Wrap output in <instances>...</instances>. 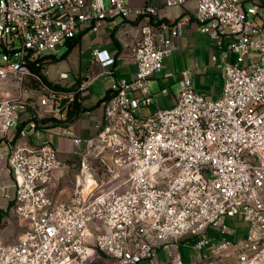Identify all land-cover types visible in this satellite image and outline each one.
<instances>
[{
  "label": "built area",
  "instance_id": "built-area-1",
  "mask_svg": "<svg viewBox=\"0 0 264 264\" xmlns=\"http://www.w3.org/2000/svg\"><path fill=\"white\" fill-rule=\"evenodd\" d=\"M162 4L193 6L199 32L220 53L222 87L217 98L203 96L182 71L174 103L143 116L155 98L149 82L177 51L183 20L159 23L156 6L132 8L130 0H0V86L11 82L16 91L0 95V210L10 208L26 223L15 243H0V264H78L96 253L114 264H153L158 249L167 264H218L229 256L236 264H264V0ZM130 16L140 24L136 72L111 85L88 139L63 125L77 147L78 168L67 201L55 202L49 189L65 168L57 149L24 141L46 125L42 119L64 120L72 95L52 91L31 67L85 30ZM92 56L111 76L114 58L98 50ZM30 94L37 111L29 114ZM233 218L247 224L244 240H220L191 263L173 250L183 236L226 234L225 221Z\"/></svg>",
  "mask_w": 264,
  "mask_h": 264
},
{
  "label": "crops",
  "instance_id": "crops-1",
  "mask_svg": "<svg viewBox=\"0 0 264 264\" xmlns=\"http://www.w3.org/2000/svg\"><path fill=\"white\" fill-rule=\"evenodd\" d=\"M162 2L163 0H130V6L132 8H136L140 5L156 6L160 10V14L163 17L162 20H164L166 23H172L178 19L183 20V32L181 37L176 41L178 49L176 52L170 55H173L174 62H178L179 73L182 71H189L191 77L193 72H196L200 76H205L208 75L209 67H216V69H218L217 64L219 63V61L217 60L218 58L214 54L213 49L209 50L208 64L203 67H200L197 60L192 58L191 63L189 64L191 68L187 69V55L190 56L197 53L201 40L203 39L201 37L203 33L199 32L198 26L194 19L193 6L188 5L182 8L164 9ZM113 25L114 28L111 30L110 26ZM112 32H114L113 40L111 38ZM82 33L84 34L81 35V38L78 39L74 47L71 49L72 51L75 47H79L80 63L78 67V72L74 74L73 78L68 75L67 80L60 81L58 79L57 82L53 83L65 87H71L74 85L79 86L82 82H88V85L79 93V102L84 108L88 109V111L81 113L73 123L67 124L66 128L76 138H79L80 140H86L94 134L96 125L101 120L102 109L100 107V103L101 100L109 94L111 85L116 80L131 79L136 72L135 63L133 61V52L135 42L140 37V24L137 23V21H134V16H130L126 19L117 18L102 23L97 31L87 29ZM91 37L93 38L90 39ZM94 50L107 51V53L114 58V66L111 69L112 75L108 76L106 74L107 78H105V80L103 79L102 84L98 85L96 84L98 80V75H104L105 70L94 62L92 56V52ZM83 60L87 63L84 69H82ZM119 65L121 66V71L119 72V74H116L115 70ZM162 70H164L163 62ZM162 70L159 72V74L162 72ZM42 73L44 74V71ZM179 73L174 76L177 88L179 81ZM44 75L46 76V74ZM165 78L168 79L170 78V76H166L165 74L162 77H154L152 79V82L154 81L157 82L159 85H162L163 81H166ZM191 79L196 92L211 98H217L220 95L221 89L220 91H218V93L215 94L211 93V90L207 89V85L205 84L207 83V81L205 78H200L205 79L203 87H201V90L202 88H204L203 91L197 90L195 88L193 78ZM152 82H150V84H152ZM3 84L5 85L3 87L1 85L2 91L0 90V95L2 97H12L11 92L7 93L4 90H10V88L11 90H13V83L6 82ZM13 93L16 94V91H14ZM174 100L175 95H172L168 100H166L167 103H165V107H157L153 111H149L146 116L153 114L158 109L170 107L174 103ZM63 129V125L51 126L50 124H46L43 127L37 128V130L31 135H29V137L24 142L28 145H36L42 142L51 143L58 151V158L65 165V168L60 171L63 177H73L74 173L77 171L78 168V157L76 155L77 147L74 146L70 139L63 135ZM16 140L18 142L17 137L15 141ZM22 142L23 141H20V143ZM60 172L56 171L55 175L57 176ZM70 192L66 193L65 188L60 187V182H58V180L49 189L50 196L55 202L58 203L66 202L70 195ZM230 221L233 222L235 225L237 223H242L243 226H235L233 228L229 225L227 226L225 221V225L228 231L226 234H221L214 230H207L200 236H183L174 244L173 250L178 253L184 263H191L201 260L206 254H208L211 248V244H215L220 240H225L223 238H238L236 239V241H234V239L230 240L231 242L244 240L248 230L247 224L243 222L240 218H233L230 219ZM201 240H206L209 242V244L204 246L201 250H198L195 245L198 241ZM182 251H184V253H182ZM156 263L167 264L166 253L164 250H157L156 260L153 261V264ZM144 264L150 263L144 262Z\"/></svg>",
  "mask_w": 264,
  "mask_h": 264
},
{
  "label": "rangeland",
  "instance_id": "rangeland-1",
  "mask_svg": "<svg viewBox=\"0 0 264 264\" xmlns=\"http://www.w3.org/2000/svg\"><path fill=\"white\" fill-rule=\"evenodd\" d=\"M254 2L256 3L257 0H254ZM246 10L248 12V19L252 20L253 16H252V10L250 5H246ZM134 21H136L134 19ZM137 23H139L137 21ZM201 37L203 38L201 40V43L199 45L198 51L197 53H195L194 55H187V69H190L191 66L189 65L191 63V59L194 58L197 60V62L199 63L200 67L205 66L206 64H208V59H209V50L213 49L214 54L217 56V60L220 61V53L217 50V47L215 45V42L212 41L208 35H201ZM93 37H91L90 39H92ZM67 46H62L60 48H58L57 52L54 54L55 58H56V62L53 63H48L45 64V67L43 68L44 74H46L48 80H50L51 82H57L58 81V75L60 73H67L71 78H73L74 74H76V72H78V67H79V63H80V57H79V47H75L68 55L65 59H62V56L66 53L67 51ZM224 50H226L224 48ZM217 51V52H216ZM219 56V57H218ZM86 62L83 60L82 61V69H84V67L86 66ZM163 66H164V70H162V72L156 73L150 80V82H152V79L158 78L159 76H163L166 74V76H170V78L166 79V81H163L162 85H159L157 82H152V84H150L149 82V87L150 90L152 92V94L155 95V98L152 101V104L150 107H147L145 109H142V115L146 116L147 113H149V111H153L155 108L157 107H165V103L166 100H168L172 95H177L178 92V88L177 85L175 84V77L177 73H179V65L178 62H174V58L173 55L164 59L163 61ZM121 71V66H117L115 72L116 74H119V72ZM193 71V70H192ZM189 72V71H188ZM181 73V72H180ZM179 73V75H180ZM159 74V75H158ZM191 76V74H190ZM106 74L104 75H100L98 76V80L96 82V84H102L103 79L105 80ZM194 80V85L195 88L197 90H201V87H203V83L204 80L206 79L207 83H205L207 85V89L211 90V93L215 94L218 93V91H220L221 87H222V77H221V72L220 69H216V67H209V72L208 75H203L200 76L198 75L196 72H193L192 77ZM200 78H205V79H200ZM5 84H2V87ZM28 88L32 89V90H36L37 86L33 85L32 83L27 84ZM162 88H165L167 90V93L162 94L160 92V90ZM204 88H202L201 91H203ZM0 90L2 91V88L0 86ZM5 92H11L12 93V97H14L16 94L13 93L15 91V87L13 88V90H4ZM202 95V94H201ZM204 96V95H203ZM208 97V96H206ZM35 102L36 99L34 98L33 95H28L27 98V110L29 112V114L32 112L34 113L35 111H37V107L35 106ZM152 115V114H150ZM149 116V115H148ZM51 124V123H49ZM56 126H60L59 124H57ZM66 181H65V180ZM58 182H60V187H64L65 188V192L69 193L72 189V176H67V177H63V178H59L58 177ZM56 183V181H55ZM226 224L227 226L229 225L230 227H237V226H243L242 223H237L236 225L230 221V219L226 220ZM26 230V223L22 220H20L12 211H10V208H8L7 210H0V243L2 245H10L16 242V240L18 239V237ZM223 239H229L236 241V239L238 238H234V237H228V238H223ZM182 253H184V251H182ZM218 264H236V260L234 257L229 256L227 258H222L217 260ZM78 264H114L109 258H107L104 254L101 253H96L94 256H92L91 258H89L88 260H86L83 263H78ZM144 264V263H142Z\"/></svg>",
  "mask_w": 264,
  "mask_h": 264
},
{
  "label": "trees",
  "instance_id": "trees-1",
  "mask_svg": "<svg viewBox=\"0 0 264 264\" xmlns=\"http://www.w3.org/2000/svg\"><path fill=\"white\" fill-rule=\"evenodd\" d=\"M159 23H165L164 20H160ZM84 33L79 34L76 38L66 42V46H67V51L66 53L62 56V59H65V57L68 55V53L71 51V49L74 47V45L76 44V42L78 41V39L81 38V35ZM111 38L112 40L114 39V32L111 33ZM56 58L53 55L50 56H46L45 58H43L40 61V65L35 67L34 65L31 67L32 71L37 74L41 80L43 81V83L49 87L52 91L56 92V93H64V94H71V101L69 103V105L65 108V119L58 121L54 118H44L41 120L40 123L42 124H49L51 126H56L57 124L59 125H67L70 123H73L76 118L81 114L84 113L86 111H88V109L84 108L81 103L79 102V93L80 91H78L76 85L71 86V87H65V86H61L59 84L50 82L46 76L42 73L43 72V68L45 66V64H50L53 62H56ZM109 96V94L104 97L102 100L107 99ZM101 100V101H102Z\"/></svg>",
  "mask_w": 264,
  "mask_h": 264
},
{
  "label": "water",
  "instance_id": "water-1",
  "mask_svg": "<svg viewBox=\"0 0 264 264\" xmlns=\"http://www.w3.org/2000/svg\"><path fill=\"white\" fill-rule=\"evenodd\" d=\"M64 105V101H62L61 103H60V107H62Z\"/></svg>",
  "mask_w": 264,
  "mask_h": 264
}]
</instances>
